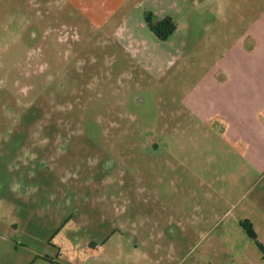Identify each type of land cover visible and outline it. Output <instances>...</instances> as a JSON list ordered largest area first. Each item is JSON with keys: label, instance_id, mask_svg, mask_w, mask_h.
<instances>
[{"label": "rangeland", "instance_id": "374dc122", "mask_svg": "<svg viewBox=\"0 0 264 264\" xmlns=\"http://www.w3.org/2000/svg\"><path fill=\"white\" fill-rule=\"evenodd\" d=\"M92 1L0 0V264H264V155L211 104L229 27Z\"/></svg>", "mask_w": 264, "mask_h": 264}, {"label": "crops", "instance_id": "0c3cea01", "mask_svg": "<svg viewBox=\"0 0 264 264\" xmlns=\"http://www.w3.org/2000/svg\"><path fill=\"white\" fill-rule=\"evenodd\" d=\"M127 1L129 0H95L92 3L97 7L101 21L105 22ZM162 2L166 9L163 11L162 20L170 17L175 23L176 13L180 22L193 18L191 24L197 26L219 24L229 27L225 30L232 34L220 38L236 39L239 46L228 49L226 66L214 71L212 78L214 87L211 88L215 97L211 100L215 108L213 116L230 122L249 121L236 132V135L250 137L258 153L264 155V0H162ZM147 24L153 35L159 39L150 24ZM240 25H243L244 29L240 37H235V30ZM234 93L239 96L236 100L233 97ZM238 100L247 102L246 107L238 105L236 103ZM238 114L243 117H239ZM234 126L232 124L230 129L232 130Z\"/></svg>", "mask_w": 264, "mask_h": 264}, {"label": "trees", "instance_id": "16d2710c", "mask_svg": "<svg viewBox=\"0 0 264 264\" xmlns=\"http://www.w3.org/2000/svg\"><path fill=\"white\" fill-rule=\"evenodd\" d=\"M150 26L153 32L161 40H166L171 34L175 32L177 28L176 24L170 17H167L155 23H150ZM250 233H251L250 235L255 238V235L251 231Z\"/></svg>", "mask_w": 264, "mask_h": 264}]
</instances>
